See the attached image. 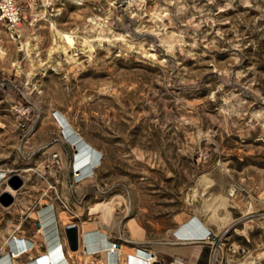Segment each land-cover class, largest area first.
<instances>
[{
	"label": "rangeland",
	"instance_id": "rangeland-1",
	"mask_svg": "<svg viewBox=\"0 0 264 264\" xmlns=\"http://www.w3.org/2000/svg\"><path fill=\"white\" fill-rule=\"evenodd\" d=\"M14 1L18 36L0 22V259L17 240L31 245L13 264L56 247L102 264L80 249L99 230L123 264L135 249L167 264L200 222L222 239L218 264H264V0ZM59 114L100 153L86 175Z\"/></svg>",
	"mask_w": 264,
	"mask_h": 264
},
{
	"label": "crops",
	"instance_id": "crops-1",
	"mask_svg": "<svg viewBox=\"0 0 264 264\" xmlns=\"http://www.w3.org/2000/svg\"><path fill=\"white\" fill-rule=\"evenodd\" d=\"M198 222V221H197ZM199 231H207V229L201 224L200 222L197 223ZM201 227V228H200ZM90 239L88 241L89 246H86V250L89 251V254L85 253V256L89 258H94V256L98 257L100 260V263L102 264H123L121 261V256L118 254H110L107 252L109 249V242H117L115 239L110 238L108 235H104V232L98 231H91L89 232ZM194 237V236H193ZM222 242V239L218 238L217 236H212L210 240L207 242H200V241H191L187 243H178L174 244L175 249L177 250L173 256H180L188 260L190 264H211V258H210V251L213 245L220 247V244ZM21 243L24 244V242L21 241ZM97 246V247H95ZM99 248V249H98ZM107 248V249H106ZM122 249V247H121ZM120 249V250H121ZM91 251V252H90ZM93 251V252H92ZM120 252V251H119ZM138 252V256H136V253ZM143 253L144 256H147L145 252L141 250H136L134 253L130 254L128 253L125 256V264H144L143 261L140 258L139 253ZM105 253V257L104 254ZM8 257L10 254L7 252ZM89 255V256H88ZM112 255V257H111ZM124 255V254H123ZM2 258V257H1ZM106 259V260H105Z\"/></svg>",
	"mask_w": 264,
	"mask_h": 264
},
{
	"label": "bare ground",
	"instance_id": "bare-ground-1",
	"mask_svg": "<svg viewBox=\"0 0 264 264\" xmlns=\"http://www.w3.org/2000/svg\"><path fill=\"white\" fill-rule=\"evenodd\" d=\"M59 117H60V120L64 124V129H65V131H66L69 139L71 140L72 143H75L78 146V149L76 150V153L78 154L77 157H76V160H77V167L79 165V168H81V170L78 169L79 171H77L79 173L81 172L78 176H80V175H86L91 170H93V167L94 166H97V164L99 162L98 160L100 158L99 157L100 156V153H98L94 148H92V146H90L88 143H86L77 133L74 132V130L69 125L68 121L66 120V118L63 115L59 114ZM8 191H9V193L11 195L14 194V191L11 188H8ZM193 225H194V223H193ZM187 231L184 230V231H181L180 233L185 234L188 237H193V236L198 237L203 232V231L196 230V231H191L188 234ZM79 238L80 237H78V239ZM22 242H24V244L21 243V241L15 240L16 246H15L14 250L9 253L10 254L9 257H8V254L7 255L5 254V256L0 259V264H13V259L12 258H18L19 256H21L22 255L23 248L26 249V248H28L31 245V243H29L27 241H22ZM89 244H86V246H89ZM86 246H84V247L81 246L80 249H82L83 251H85L87 249ZM95 247H97V246H95ZM72 253H74V252H72ZM127 254L128 253L125 252V256ZM139 254L141 255L140 256V258H142L141 260L145 264V260H146V258L148 256H144L142 252L139 253ZM136 256H138V252L136 253ZM111 257H112V255H111ZM14 263H15V261H14ZM34 264H65V263H63L62 256L60 255L59 249L56 247L50 254H48V256L46 258H44L41 261H38V262H36Z\"/></svg>",
	"mask_w": 264,
	"mask_h": 264
},
{
	"label": "built area",
	"instance_id": "built-area-1",
	"mask_svg": "<svg viewBox=\"0 0 264 264\" xmlns=\"http://www.w3.org/2000/svg\"><path fill=\"white\" fill-rule=\"evenodd\" d=\"M20 9L17 6L16 2L14 0H0V22H2L6 28L9 30L11 35L13 36H18V27L20 24ZM75 176L74 177H79L76 174L75 170ZM211 234L208 231H203L199 238L197 239L198 241H208L211 239ZM108 252L110 254H118L121 245L118 242H109V248ZM241 253H244V250H239ZM84 253L88 254L89 251L85 250ZM234 253V252H233ZM146 255L148 256L145 260V264H155V255L150 252H146ZM210 258H211V264H218L219 261V248L215 245L212 246L211 251H210ZM221 258V257H220ZM167 264H190L186 259L182 257H172Z\"/></svg>",
	"mask_w": 264,
	"mask_h": 264
},
{
	"label": "water",
	"instance_id": "water-1",
	"mask_svg": "<svg viewBox=\"0 0 264 264\" xmlns=\"http://www.w3.org/2000/svg\"><path fill=\"white\" fill-rule=\"evenodd\" d=\"M17 180V187L21 185V181L15 177ZM12 202V198L9 194L5 193L3 196L0 197V204L3 207L8 206ZM64 235L70 251H76L78 249V228L76 225H69L64 228Z\"/></svg>",
	"mask_w": 264,
	"mask_h": 264
}]
</instances>
